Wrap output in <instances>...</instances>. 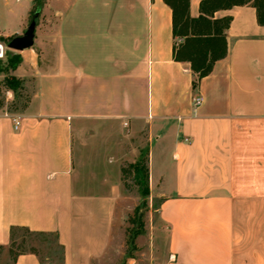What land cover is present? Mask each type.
Masks as SVG:
<instances>
[{"label": "crops", "instance_id": "crops-1", "mask_svg": "<svg viewBox=\"0 0 264 264\" xmlns=\"http://www.w3.org/2000/svg\"><path fill=\"white\" fill-rule=\"evenodd\" d=\"M33 2L0 0L1 38L22 31ZM48 2L59 14L53 59L36 70L19 114L0 110L5 260L12 227L55 234L62 264L100 260L122 195L119 170L144 150L168 230L166 264H264V26L255 9L215 14L231 18L227 56L193 90L189 65L172 60L162 0ZM200 2L189 0L191 18ZM155 148L170 165L154 183ZM14 264L41 262L25 254Z\"/></svg>", "mask_w": 264, "mask_h": 264}, {"label": "rangeland", "instance_id": "rangeland-1", "mask_svg": "<svg viewBox=\"0 0 264 264\" xmlns=\"http://www.w3.org/2000/svg\"><path fill=\"white\" fill-rule=\"evenodd\" d=\"M48 3H50L48 0L42 1V9L35 20L34 44L31 48L20 52L8 49L11 39L22 36L26 31L32 20L30 12L19 34L7 39L0 37V46L4 51L3 57L0 58V110L2 112L10 115L21 112L34 91L35 77L33 75L36 70L37 72L43 70L45 65L50 64L53 59L54 33L59 14L53 7L47 8ZM14 21L7 24L15 28ZM11 57L20 59V63L12 70L9 69ZM32 58L33 63L28 62ZM24 59L26 63H23ZM7 81L13 83L12 89L8 87ZM153 153V158L150 159V178L155 183L161 167L165 165L168 168L170 162L167 161L164 152L162 156V153L160 155L155 148ZM142 157H146L144 150L136 159L140 160ZM129 164L124 162L123 166L127 167ZM119 175L122 195L115 211L111 244L105 255L94 264H166L169 261L168 230L158 217L157 210L161 198L158 197L157 190H151L148 183V195L143 197V188L138 178L131 176L124 182L121 172ZM94 192L102 193L103 189L94 190ZM135 209H137L136 213ZM134 218H140L137 225L133 222ZM133 236L136 237L133 238ZM25 241V249H34L41 264H62V249L53 237L26 236ZM5 258L6 254L1 251L0 264H9Z\"/></svg>", "mask_w": 264, "mask_h": 264}, {"label": "trees", "instance_id": "trees-1", "mask_svg": "<svg viewBox=\"0 0 264 264\" xmlns=\"http://www.w3.org/2000/svg\"><path fill=\"white\" fill-rule=\"evenodd\" d=\"M42 1L34 0L30 10L31 18L40 13ZM162 2L171 12L172 60L176 63L189 65L191 73L195 76L192 83L193 90L197 86V81L209 76L215 63L227 56V31L231 18H215L216 13L235 7L250 6L255 9L257 24L264 26V0H201L197 18H191L189 15V0H162ZM19 63V58L11 57L9 69H14ZM7 85L10 89L13 88V83L10 81H7ZM147 163V157H142L135 163H131L127 167L122 165L120 168L124 182L131 176L139 179V184L143 188V197L148 195L149 171ZM134 212L136 213L137 209ZM139 219L134 218L133 222L137 225ZM26 236L53 237L57 242L55 234L34 233L27 228L12 227L9 232L10 241L7 248L10 264H14L17 257L25 254H33L38 257L34 249H25ZM135 237L133 236V238ZM1 251L2 248H0Z\"/></svg>", "mask_w": 264, "mask_h": 264}, {"label": "water", "instance_id": "water-1", "mask_svg": "<svg viewBox=\"0 0 264 264\" xmlns=\"http://www.w3.org/2000/svg\"><path fill=\"white\" fill-rule=\"evenodd\" d=\"M36 17L37 14L32 18L31 22L29 23L26 31L22 36L14 37L11 39L8 44V49L20 52L23 50H27L33 46L36 28Z\"/></svg>", "mask_w": 264, "mask_h": 264}, {"label": "built area", "instance_id": "built-area-1", "mask_svg": "<svg viewBox=\"0 0 264 264\" xmlns=\"http://www.w3.org/2000/svg\"><path fill=\"white\" fill-rule=\"evenodd\" d=\"M3 55H4V51H3L2 46H0V58H2ZM201 100H202L201 97H196V98H194V99H193L194 106H198V105H200ZM12 123H13V129H14L15 131H17V130L19 129V127H20V123H19V121H18L16 118H13V119H12Z\"/></svg>", "mask_w": 264, "mask_h": 264}]
</instances>
